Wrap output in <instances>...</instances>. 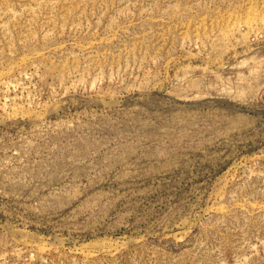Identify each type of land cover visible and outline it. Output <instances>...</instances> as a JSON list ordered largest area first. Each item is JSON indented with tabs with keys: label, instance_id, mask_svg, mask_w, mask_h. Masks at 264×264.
<instances>
[{
	"label": "rangeland",
	"instance_id": "374dc122",
	"mask_svg": "<svg viewBox=\"0 0 264 264\" xmlns=\"http://www.w3.org/2000/svg\"><path fill=\"white\" fill-rule=\"evenodd\" d=\"M0 264H264V0H0Z\"/></svg>",
	"mask_w": 264,
	"mask_h": 264
},
{
	"label": "bare ground",
	"instance_id": "6f19581e",
	"mask_svg": "<svg viewBox=\"0 0 264 264\" xmlns=\"http://www.w3.org/2000/svg\"><path fill=\"white\" fill-rule=\"evenodd\" d=\"M112 158V157H111Z\"/></svg>",
	"mask_w": 264,
	"mask_h": 264
}]
</instances>
